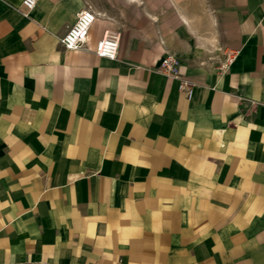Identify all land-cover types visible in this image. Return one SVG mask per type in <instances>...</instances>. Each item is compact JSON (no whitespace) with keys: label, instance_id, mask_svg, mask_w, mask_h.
<instances>
[{"label":"crops","instance_id":"crops-1","mask_svg":"<svg viewBox=\"0 0 264 264\" xmlns=\"http://www.w3.org/2000/svg\"><path fill=\"white\" fill-rule=\"evenodd\" d=\"M23 1L0 0V264H264V0Z\"/></svg>","mask_w":264,"mask_h":264},{"label":"built area","instance_id":"built-area-1","mask_svg":"<svg viewBox=\"0 0 264 264\" xmlns=\"http://www.w3.org/2000/svg\"><path fill=\"white\" fill-rule=\"evenodd\" d=\"M37 5V0H24L23 6L28 10H33ZM96 20L93 8L87 5L78 15L76 23L71 26L61 43L66 50H79L85 47L89 38L90 30ZM120 49V34L117 32H107L102 40L97 44L96 54L102 58L115 60ZM238 51L225 52V59L220 65V71L226 72L234 63ZM160 72L168 77L179 80V91L186 95L187 99L193 97V84L185 79L178 71L177 57L168 53L164 58Z\"/></svg>","mask_w":264,"mask_h":264}]
</instances>
